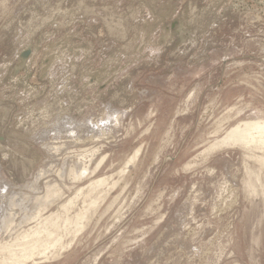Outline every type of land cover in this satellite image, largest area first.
I'll return each instance as SVG.
<instances>
[{
  "label": "rangeland",
  "instance_id": "rangeland-1",
  "mask_svg": "<svg viewBox=\"0 0 264 264\" xmlns=\"http://www.w3.org/2000/svg\"><path fill=\"white\" fill-rule=\"evenodd\" d=\"M255 117L264 0H0V243L108 177L69 246L26 264H264V168L205 152Z\"/></svg>",
  "mask_w": 264,
  "mask_h": 264
},
{
  "label": "bare ground",
  "instance_id": "bare-ground-1",
  "mask_svg": "<svg viewBox=\"0 0 264 264\" xmlns=\"http://www.w3.org/2000/svg\"><path fill=\"white\" fill-rule=\"evenodd\" d=\"M233 146L240 147L241 149L246 150L247 154H250V156L254 158V160L258 163L259 167L264 168V117H255V118L245 119L231 126L229 129L225 131V133L221 137L213 141L208 147L206 146L207 148L205 149V152L209 153L210 151H214L216 149H221V148L223 149L226 147L232 148ZM138 151L139 149H137L134 152V154L131 156L128 162L132 161L136 157ZM254 151H258L260 152V154H255ZM103 159L104 157H102L98 163L96 162L97 165H96L95 170L101 164V162H103ZM74 165H77V164H74ZM79 169L83 170L81 173L85 172V170L86 171L88 170L86 169L84 164H82V166H80ZM70 174L76 177L74 171L70 172ZM61 175L63 176L64 174H61ZM61 175L58 174V176H61ZM79 177H81V175ZM256 177H257L256 178L257 181L260 182L259 176H256ZM52 183L44 186L45 190L44 192H42L44 193V195L41 194L42 197H40L39 194H38L39 197H36L38 195L36 196L34 195V198L36 197L37 201H39L38 202L39 204H38V207L36 205L37 209H36V212L34 213L35 215H32L31 213V216L29 218L27 217L28 220H34L37 217H41V210L46 208V205L48 203H51V201L56 196L60 195L57 185L52 184ZM88 184L89 185L85 187L86 190L83 191V189H80L76 193V196L82 195L83 202H88V204L85 205L86 208L85 207L83 209L80 208L77 212H75L72 215H68L66 213L62 219H60V216L58 213H55V214L50 213L48 216L44 218L41 217L39 222L33 227H30L27 231L23 232L22 234L18 236L15 235L14 240L9 241V242H4V243L1 242L0 243V264H26L29 261L33 263H40V260L42 258L44 259V261L48 258L47 257L48 253L56 252V251L60 252L63 249L67 248L69 246V243H64L63 239L69 236L70 237L76 236L77 233L81 231L83 227L82 220L87 212V209H89L90 206H95V204L98 203V197H94L92 194L93 192H95L96 190H99L104 185L108 186V177H99V178L97 177ZM112 185H114V183ZM261 186H262L261 193L264 195V185L261 184ZM13 199L15 200L14 197ZM71 199L72 198L68 199L67 203H72L73 201ZM31 201H33V199ZM37 201L35 200V202ZM14 202L17 203V201H14ZM12 205H13V202H12ZM65 208L66 206H64V209ZM65 211H68V210L65 209ZM10 214L12 215V213ZM8 217H11V216H8ZM5 225H7V223ZM37 260H39V262H37Z\"/></svg>",
  "mask_w": 264,
  "mask_h": 264
}]
</instances>
